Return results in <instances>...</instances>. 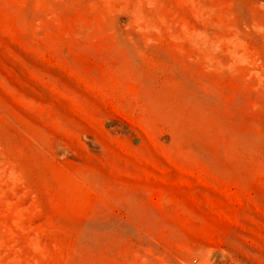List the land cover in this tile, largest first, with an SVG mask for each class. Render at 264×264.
<instances>
[{
	"label": "rangeland",
	"instance_id": "374dc122",
	"mask_svg": "<svg viewBox=\"0 0 264 264\" xmlns=\"http://www.w3.org/2000/svg\"><path fill=\"white\" fill-rule=\"evenodd\" d=\"M0 264H264V0H0Z\"/></svg>",
	"mask_w": 264,
	"mask_h": 264
}]
</instances>
